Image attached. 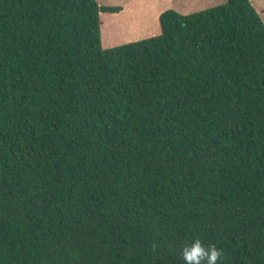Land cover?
Here are the masks:
<instances>
[{"label":"trees","instance_id":"trees-1","mask_svg":"<svg viewBox=\"0 0 264 264\" xmlns=\"http://www.w3.org/2000/svg\"><path fill=\"white\" fill-rule=\"evenodd\" d=\"M96 0H0V264H264V24L249 0L101 47Z\"/></svg>","mask_w":264,"mask_h":264},{"label":"rangeland","instance_id":"rangeland-1","mask_svg":"<svg viewBox=\"0 0 264 264\" xmlns=\"http://www.w3.org/2000/svg\"><path fill=\"white\" fill-rule=\"evenodd\" d=\"M227 0H96L100 7H119L100 13L101 47L109 49L159 35V17L165 11L181 15L223 5ZM264 24V0H249Z\"/></svg>","mask_w":264,"mask_h":264},{"label":"clouds","instance_id":"clouds-1","mask_svg":"<svg viewBox=\"0 0 264 264\" xmlns=\"http://www.w3.org/2000/svg\"><path fill=\"white\" fill-rule=\"evenodd\" d=\"M221 253L215 247H205L197 239L183 249L185 264H217Z\"/></svg>","mask_w":264,"mask_h":264}]
</instances>
